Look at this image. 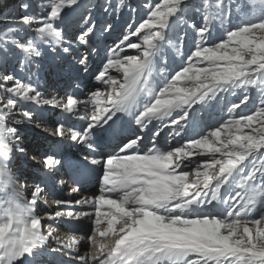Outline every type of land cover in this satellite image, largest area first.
<instances>
[{"label":"snow or ice","instance_id":"snow-or-ice-1","mask_svg":"<svg viewBox=\"0 0 264 264\" xmlns=\"http://www.w3.org/2000/svg\"><path fill=\"white\" fill-rule=\"evenodd\" d=\"M126 6L106 0L102 8L119 16ZM30 8L22 0L23 11L10 13L0 28V264H50L49 255L67 257L61 264H264V0L147 2L145 16L127 24L99 65L93 39L97 31L111 33V22L94 18L83 0H45L39 15ZM77 12L79 28L69 37L65 21ZM169 50L181 60L171 72ZM50 53L74 60L77 78L92 74L95 89L83 98L42 91L32 69ZM13 61L30 73L27 82ZM250 92L257 96L248 109ZM225 93L237 97L226 118L178 146H157L165 128L180 136L195 105ZM44 107L83 122H57L52 134H67L87 151L99 194L75 203L91 212L71 210V200H44L55 208L41 217L45 188L35 184L28 193L21 182L16 162L27 149L17 125L47 122ZM124 117L140 133L152 126L151 147H140L143 135L124 136L123 124L116 129ZM43 164L52 169L61 160L45 155ZM85 218L90 234L59 235L57 221ZM88 243L92 251L80 254Z\"/></svg>","mask_w":264,"mask_h":264},{"label":"rangeland","instance_id":"rangeland-1","mask_svg":"<svg viewBox=\"0 0 264 264\" xmlns=\"http://www.w3.org/2000/svg\"><path fill=\"white\" fill-rule=\"evenodd\" d=\"M21 2L22 0H0V28L4 27L5 17L8 16L10 13H15L18 10L21 12L23 11L22 9H19V4ZM23 2H27L31 5V8L29 10L30 12L39 15L42 11V5L45 3V0H23ZM105 2L106 0H91L90 3H86L87 5L91 6V11H92L94 18L100 21L106 20L113 24V30L111 31V33H101L100 31H97V34L93 39V43L99 49V56L96 58L97 65L100 64L104 56L106 47L111 46L113 42H116L118 40L121 34L125 31L127 24L138 23L142 19V17L145 16L146 14V9L144 8V4L147 2H153V0H126L127 6L121 10V13L119 14V16H117L116 14L108 15L104 13L102 5H104ZM113 2H115V0H113ZM131 9H136V11L133 12L131 11ZM193 15L195 18V22L202 24V20L200 16L195 13H193ZM78 18H79V12L73 13L68 18H66L65 23L68 25L67 32H68L69 37H71L73 33H76L79 28V25L77 23ZM225 27H228V25L226 24ZM188 31H189V41H190L192 32L191 30H188ZM222 32H223V29H220V25L217 23L216 29L213 30L214 36L218 37L219 35L222 34ZM132 40L133 42H138L135 37H133ZM187 50H188V46H186L185 48V51ZM125 51L128 52V54H135V50H132V49H125ZM168 60L169 62L167 65V70L169 72L176 69L181 63L180 58L176 57L175 54L171 52V50H169ZM74 62H75L74 60L71 61V63H74ZM38 63L40 64V68L42 67L41 68L42 70H40V68L39 70H37L35 67H33L32 72L36 73V75L32 77L34 83L36 82L37 72L42 73L43 71L45 74L44 76L49 77L48 79L50 81V86H48L49 88L52 87V83H56L57 81H62V83H59V86L62 88L60 89V91L66 90V89L69 91V89H71V91H75L76 94L80 98H83L84 94L88 93L90 90H94L96 87V82L93 79L92 74L81 73L79 75V78H77V73L71 70V63L61 60L60 57L55 56V54L50 53V54L45 55L38 61ZM58 65L60 67H58ZM13 66L17 68V75L22 80H24V82H27L28 76L30 75V73L19 72L18 66L15 65V61H13ZM52 79H55V80H52ZM77 83L80 85L79 89L75 88V85ZM38 85L42 91H45V87L47 86H44V84H40V83H38ZM49 91H47V93H51ZM249 94L253 97L252 102L248 106V109H251L255 106L257 93L250 92ZM233 100H237V97L232 96L231 94L225 93V94H222L221 98L217 101H213L204 106L195 105L191 113L193 119L189 121V125L187 127L186 132H182L180 136H175V135H170V133H173L174 131V130L172 131L171 128L168 129V133H167V130L164 129L162 133L164 136L166 135L165 136L166 140L168 139L166 145H169V143H171L170 139L173 136H175L176 138L182 139V143H184L186 139L197 135L201 131V129L206 128L207 126L216 124L221 119V117L226 118L227 105L230 101H233ZM248 109H245V111H247ZM56 111H57L56 114H58L59 116L65 115L68 118H72L73 120L72 123H75L77 128H79L80 125L83 123L80 121H76L75 117H69L67 114L61 112V110L59 109H57ZM56 119H59V117L56 116ZM39 123L40 121L38 120V122L34 121L33 123H25V124L17 125V127L20 129V134L23 137L24 143L23 141L22 143L27 149V155L19 156L18 157L19 161L17 162L16 166L19 168L20 176L23 175L22 176L23 181L21 180V182L22 183L27 182L28 192H31L35 184H40L41 187L45 188V192L43 193V196L41 197V203H43L44 197L46 194L47 196L50 197L47 199V201L49 202L52 200V197H53L50 194V191L55 192V191H58L59 189L58 185L60 184V182L58 181V178L60 177L57 176V174L55 173V170H58L59 167L63 165L64 163L70 165L71 157H73L74 159H80L84 151L83 149L80 151L77 150L78 148H83V147L77 144L75 141H72L69 135L66 134L64 137H60V136H56L52 134L54 129L51 127H56L57 123H55L54 125L46 124V123L39 124ZM72 123H68V124L65 123V124L67 126ZM37 124H39L40 126L37 127L36 126ZM165 132L168 134V136ZM35 133L40 134V141L33 143L32 139L33 137H35L33 136L35 135ZM150 137H151V134H150ZM47 138H49L50 141L52 140L54 142L52 148L54 149L60 148V151H61V154L55 157L56 159L61 160V164L57 165L56 167L52 169H48L44 167L43 160H44L45 155L42 156L40 155V153L38 154L35 152V151H38L40 148L41 149L46 148L47 145L44 143V140ZM68 142H71L72 145L76 147L72 148L73 147L72 145L67 146ZM62 143H63V146H62ZM144 145L145 147H151L152 144H151V141H149V142H145ZM31 149H33L34 151H32ZM30 170L32 171L30 172ZM90 171H92V169H90ZM87 177L94 178V182L96 184V187L98 188V191L96 192V194H99L100 185L98 182V174L92 171L90 175L87 174ZM28 180H29V183H28ZM63 180L66 181L68 180V178L65 177ZM48 189H49V192H47ZM73 211H80V210L77 209ZM91 211H93V209L89 210V212ZM86 219L87 218L83 220V223L86 221ZM88 221L90 220L88 219ZM68 222H72V221H68ZM85 232H88V234H90L89 230ZM85 232H80L79 234H76V235L77 236L84 235ZM64 236L65 235H62L61 237H64ZM84 247H85L86 252L92 249L90 243L86 244V246ZM63 260H67V259H63Z\"/></svg>","mask_w":264,"mask_h":264},{"label":"bare ground","instance_id":"bare-ground-1","mask_svg":"<svg viewBox=\"0 0 264 264\" xmlns=\"http://www.w3.org/2000/svg\"><path fill=\"white\" fill-rule=\"evenodd\" d=\"M90 1L91 0H83V3L84 4H86V3H90ZM42 68V67H41ZM40 68V70H42ZM40 72H37V76L39 77V81H38V83H40V84H44V86H47V87H45V91L47 92V91H49V90H51V91H49V92H51L52 94H56V93H60V94H62L64 91H68L67 89L66 90H61L60 91V89H62L60 86H59V83H62V81H57L56 83H52V87L51 88H49L48 86H50V81L48 80L49 79V77L48 76H44L45 74H44V72L42 71V73H40ZM52 80H55V79H52ZM59 86V87H58ZM49 89V90H48ZM69 91H71V89H69ZM57 109H52V108H49V107H44V109H43V112H44V115L48 118V121L47 122H45L46 124H52V125H54L55 123H57V122H59V121H61V122H64V123H72L73 122V120H72V118H68V117H66L65 115H62V116H59L58 114H56V111ZM56 116H58L59 117V119H56ZM125 118V117H124ZM74 119V118H73ZM35 121H37L38 122V120H35ZM40 124V123H39ZM121 124H123V129L125 128V127H127L128 126V124L127 125H125L124 123H121V122H119L118 124H117V127H116V129L117 130H119L120 129V127H121ZM156 126H160L159 125V122H156ZM51 128H55V127H51ZM149 128H150V130H149V135L151 134V129H152V126H149ZM169 128H171L172 129V131H173V128L171 127V126H169L168 127V129ZM48 129V128H47ZM168 129H167V133H168ZM23 133V132H22ZM166 133V134H167ZM28 135H30V134H28ZM134 134H129L128 136H133ZM140 135H141V133H140ZM33 136H35V137H33V139H32V141H33V143H36V142H39L40 141V134H38V133H35V135H33ZM166 136V135H165ZM164 135H163V133L161 134V136L160 137H158L157 138V140H156V143H157V146L158 147H161V148H168V147H172V146H178V145H180V143H182V139H179V138H176L175 136H173L170 140H171V143H169V145H166V143H167V140H166V137H165ZM167 136H168V134H167ZM134 137V136H133ZM49 138H50V136H49ZM49 138H47V139H45L44 140V143L47 145L46 146V148L45 149H39L38 151H35L36 153H40V155H47V154H49V155H52V156H54V157H57V156H59L60 154H61V151H60V148L59 149H54V148H52V146H53V141L51 140H49ZM61 139V138H60ZM59 139V140H60ZM66 140V139H65ZM145 142H149V141H151L150 140V138H149V136H146V137H144V139H143ZM23 141V143H24V140H22ZM111 142H114V140H112V139H110V140H108V143H110L111 144ZM144 142V143H145ZM115 143V142H114ZM144 143H143V145H140V147L141 148H146L145 147V145H144ZM142 144V143H141ZM61 145V144H60ZM62 145H63V143H62ZM72 145V143L71 142H68L67 143V146H71ZM73 146V145H72ZM152 146V145H151ZM76 146H73L72 148H75ZM55 148H56V146H55ZM108 147H106L105 148V151H110V149H107ZM112 148V147H111ZM83 149V151H84V153H82V160H81V162H80V164H79V172L82 174V175H87V174H91L92 173V171H90V167H87L86 166V164H87V161H85L84 160V157H85V155H87V151L84 149V148H78L77 150L78 151H80V150H82ZM32 151H34L33 149H31ZM113 150V149H112ZM19 160H18V158H17V162H18ZM17 162H16V164H17ZM64 167H65V169H64ZM66 168H67V170H66ZM32 170H30V172H31ZM78 172V171H77ZM55 173L57 174V176L58 177H60V178H58V181L60 182V189H62L63 187H65V188H69V187H71V186H69V185H66V183H65V181L64 182H62L63 181V179L65 178V174H67V176H66V178H68L69 179V177L70 176H72L73 175V173H74V170L73 169H71L70 168V165L69 164H63V166H61L58 170H55ZM81 175V176H82ZM23 175H21L20 177H21V180H22V177ZM25 177V176H24ZM94 177V176H93ZM93 177H87V179H85V181L83 182V192H78V193H74L73 195H70V194H63V193H61V192H54V191H50V194L53 196L52 197V200L51 201H54V200H56V199H63V200H71L72 201V207H71V210H83V211H89L90 209H92V207L91 206H89V205H84V206H81V205H77L76 203H75V201H77V200H80V199H82V198H84V197H86V196H91V195H93V194H96V192L98 191V188L96 187V184H95V182H93V180H94V178ZM23 181V180H22ZM67 181H69V180H67ZM66 181V182H67ZM28 183H29V180H28ZM68 183H74V180H72L71 179V181H69ZM65 184V185H64ZM31 185V184H30ZM47 192H49V189H48V191ZM28 193H30V192H28ZM49 194V195H50ZM26 195H27V193H26ZM96 195H98V194H96ZM43 196V195H42ZM48 198H50L49 196H47V194L45 195V197H44V200H47ZM51 201H49V204H51ZM83 207V208H82ZM55 208V206L53 205L52 207H49V208H46V205L44 204V203H40L39 205H38V209H37V211H38V214L41 216V217H46L47 216V214L49 213V212H51V211H53V209ZM66 210V209H65ZM56 225H58L59 226V235L60 236H62V235H70V234H79L80 232H85V231H88L89 229H90V226H91V221H88V219H86V221L83 223V221H80V222H68V221H66V220H64V221H57L56 222ZM56 225H54V226H56ZM56 245L55 244H53V247H55ZM84 246H86V244H82V246L80 247V254H85V253H89V252H91L92 251V249L90 250V251H87L86 252V250H85V247ZM46 259L50 262V264H61V261L62 260H60L59 258H58V256L57 255H49V256H47L46 257Z\"/></svg>","mask_w":264,"mask_h":264}]
</instances>
